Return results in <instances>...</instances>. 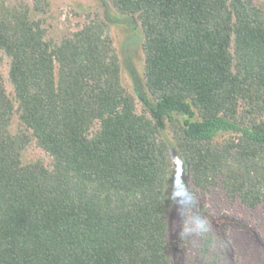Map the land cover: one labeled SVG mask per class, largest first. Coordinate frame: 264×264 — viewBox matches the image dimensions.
Segmentation results:
<instances>
[{
	"label": "trees",
	"instance_id": "trees-1",
	"mask_svg": "<svg viewBox=\"0 0 264 264\" xmlns=\"http://www.w3.org/2000/svg\"><path fill=\"white\" fill-rule=\"evenodd\" d=\"M100 1L55 39L50 0H0V264H176L172 148L194 191L264 211V0ZM118 15L144 39L137 96ZM198 243L193 264H222Z\"/></svg>",
	"mask_w": 264,
	"mask_h": 264
},
{
	"label": "rangeland",
	"instance_id": "rangeland-1",
	"mask_svg": "<svg viewBox=\"0 0 264 264\" xmlns=\"http://www.w3.org/2000/svg\"><path fill=\"white\" fill-rule=\"evenodd\" d=\"M14 2L24 0H12ZM50 10L43 16L49 37L60 39L68 31L83 25L89 16H105L100 0H50ZM110 25V33L122 63L124 86L136 95L139 79L144 77L143 35L139 23L118 15ZM8 77V59L2 64ZM9 90H11L8 84ZM141 110V105H139ZM12 130H18L15 121ZM173 160L180 183L177 205L170 218V239L175 250L176 264H193L200 257L199 241L204 232L212 233L222 264H264V211L249 212L241 205L225 202L194 191L189 168L180 153L172 148ZM38 159L50 161L44 150L36 145L25 153V162ZM186 238L187 249L182 238Z\"/></svg>",
	"mask_w": 264,
	"mask_h": 264
}]
</instances>
